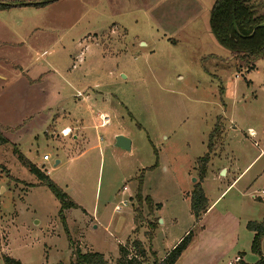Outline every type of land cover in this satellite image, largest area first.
Wrapping results in <instances>:
<instances>
[{
    "label": "rangeland",
    "instance_id": "obj_1",
    "mask_svg": "<svg viewBox=\"0 0 264 264\" xmlns=\"http://www.w3.org/2000/svg\"><path fill=\"white\" fill-rule=\"evenodd\" d=\"M42 1L49 0H18L26 6L12 10L30 30L25 45L0 41V125L8 139L0 145V264L4 255L70 264L74 247L115 264L119 245L134 239L153 264L195 227L190 193L206 154L201 185L209 201L232 182L216 208L231 206L240 221L234 251L246 264H264V236L261 255L253 253V233L242 223L264 213V59L249 68L216 42L214 0L29 5ZM1 37L14 40L8 31ZM100 114L107 126H99ZM115 135L130 149L116 146ZM14 149L77 205L63 210L66 230L59 200ZM140 178L153 206L137 205Z\"/></svg>",
    "mask_w": 264,
    "mask_h": 264
},
{
    "label": "trees",
    "instance_id": "obj_2",
    "mask_svg": "<svg viewBox=\"0 0 264 264\" xmlns=\"http://www.w3.org/2000/svg\"><path fill=\"white\" fill-rule=\"evenodd\" d=\"M49 1L36 2L33 4L41 6ZM16 2L18 1H0V10L8 9L14 6ZM263 8L264 0H214L210 11L209 26L216 42L234 55L243 56L244 59L247 58L248 63L251 60L264 59V26L256 27L259 23L264 22ZM233 22L236 24L237 31L233 28ZM253 29H255L254 33L249 36ZM253 65L254 63L251 62L248 66L250 68L253 67ZM4 130L6 129L0 125V145L8 143V139L4 135ZM215 133L216 128H214L210 134L209 147L212 146L211 141L214 139ZM14 152L17 154V158L21 164L26 166L28 170L37 177L38 183L47 186L59 200V214L66 230L67 225L63 216V210L75 208L77 205L33 162L22 155L17 149H14ZM208 161V154L198 158L196 161L198 176L190 193V210L196 220L199 219L208 208V200L201 185L206 174L205 167ZM141 184L140 178L134 196L138 207H141L143 204H146L148 207L151 205L153 206L151 198L148 196L143 197ZM138 216L140 217L139 214ZM135 222H137V217H135ZM156 223L157 218L147 222L148 231H146L144 235L149 241L152 238V230L155 228ZM245 227L253 233L250 250L255 254L261 255L260 240L261 237L264 236V213L261 220H249ZM192 237L193 232L190 230L160 261L155 260L153 264H174L190 244ZM131 250H133V253ZM119 252L120 256L116 259L115 264H145L143 259L147 257V252L142 242L138 239H134L130 243L126 242L124 245H119ZM72 255L73 257L71 258L70 264H110L103 254L94 251H82L79 247L73 248ZM237 256L236 264H246L242 260V252H239ZM2 258L4 264H22L19 260L10 256L4 255Z\"/></svg>",
    "mask_w": 264,
    "mask_h": 264
},
{
    "label": "crops",
    "instance_id": "obj_3",
    "mask_svg": "<svg viewBox=\"0 0 264 264\" xmlns=\"http://www.w3.org/2000/svg\"><path fill=\"white\" fill-rule=\"evenodd\" d=\"M0 1L3 2V1H18V0H0ZM30 4L33 3H29V5ZM24 6H26L25 3L16 2L12 7L8 9L0 10L1 33H5V31H8L14 36V40L12 41H10L11 39H5L4 37H1L0 38L1 43L9 44V45H14V44L25 45V41L27 40V35H29L30 30L27 32L23 29L22 27L23 21L21 20L20 14H18L17 11H15L16 13L12 11L15 9L19 10ZM33 6L36 5L33 4ZM3 79H6V77ZM66 129L68 128H64V130ZM130 146L131 145L129 141V147ZM227 170L228 169L225 168L224 170L225 174L228 173ZM236 179H234L233 183L235 182ZM231 186H232V182L227 186V188L223 192L217 195L213 200L209 201L208 197H206L208 200V208L199 217V219L197 220L194 219L195 221L193 225H195V227L191 229L192 232L194 231L192 240L174 264H232V263L236 264L238 257L237 255L240 251H234V249H236L238 244V231H239L238 226L240 225V221L238 217L234 216V214L232 213L231 206L227 205L223 209L216 208L218 203L220 202L219 198L221 197V195ZM189 211H190L189 216L193 217L191 210ZM172 220L177 222L176 218H172ZM248 221L249 220H244V221L242 220L243 225L245 226ZM161 223L164 224L163 220H161ZM212 229H213V233L210 232L208 234L209 236L214 237L212 238L213 241H211L210 237H207V232L211 231ZM187 232L188 231H186L184 235ZM216 235L218 236L216 237ZM180 239L181 238H179L175 243H173L170 249H172ZM251 240H252V236H251ZM170 249H168L159 258L158 261H160ZM152 252L153 251L151 250L149 253L151 254Z\"/></svg>",
    "mask_w": 264,
    "mask_h": 264
},
{
    "label": "water",
    "instance_id": "obj_4",
    "mask_svg": "<svg viewBox=\"0 0 264 264\" xmlns=\"http://www.w3.org/2000/svg\"><path fill=\"white\" fill-rule=\"evenodd\" d=\"M233 17H234V13H233ZM259 26H264V22L259 23L256 27H259ZM233 28L235 31H237L235 22H233ZM254 30L255 29L252 30V32L249 34V36H251L254 33ZM115 145L120 147V148L126 149V150H129V148H130L129 147V140L122 135H116Z\"/></svg>",
    "mask_w": 264,
    "mask_h": 264
},
{
    "label": "built area",
    "instance_id": "obj_5",
    "mask_svg": "<svg viewBox=\"0 0 264 264\" xmlns=\"http://www.w3.org/2000/svg\"><path fill=\"white\" fill-rule=\"evenodd\" d=\"M100 119H101V123L99 124L100 127H104L107 126V124H109V116L107 114H100ZM63 135H67L68 133L65 132V130H62L61 132ZM42 160L43 161H48L49 160V155L48 154H44L42 156ZM123 189H127L126 186H123ZM122 205H125V202L122 203ZM121 209V205H116L114 206V210L116 212H119V210Z\"/></svg>",
    "mask_w": 264,
    "mask_h": 264
},
{
    "label": "bare ground",
    "instance_id": "obj_6",
    "mask_svg": "<svg viewBox=\"0 0 264 264\" xmlns=\"http://www.w3.org/2000/svg\"><path fill=\"white\" fill-rule=\"evenodd\" d=\"M250 131H251V130H250ZM65 132L68 133V132H69V129H66ZM252 134H253V133H252Z\"/></svg>",
    "mask_w": 264,
    "mask_h": 264
}]
</instances>
